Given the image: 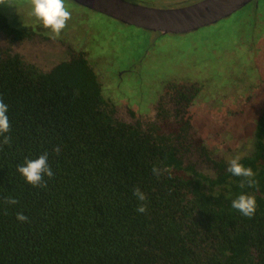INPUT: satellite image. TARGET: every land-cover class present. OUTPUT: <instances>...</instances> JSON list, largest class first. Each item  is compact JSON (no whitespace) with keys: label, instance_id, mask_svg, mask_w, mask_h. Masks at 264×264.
I'll list each match as a JSON object with an SVG mask.
<instances>
[{"label":"trees","instance_id":"obj_1","mask_svg":"<svg viewBox=\"0 0 264 264\" xmlns=\"http://www.w3.org/2000/svg\"><path fill=\"white\" fill-rule=\"evenodd\" d=\"M0 30L18 32L1 13ZM101 85L83 52L43 70L0 47L11 125L10 144H0V264H264V111L252 152L239 157L255 173L254 186L242 188L246 178L229 163L182 144L187 119L121 120ZM198 149L211 175L194 167ZM45 151L54 176L33 187L17 165ZM153 166L168 171L157 177ZM136 187L147 196L144 213ZM240 194L255 197L251 218L232 208Z\"/></svg>","mask_w":264,"mask_h":264},{"label":"rangeland","instance_id":"obj_2","mask_svg":"<svg viewBox=\"0 0 264 264\" xmlns=\"http://www.w3.org/2000/svg\"><path fill=\"white\" fill-rule=\"evenodd\" d=\"M251 5L248 2L229 16L187 33L157 34L65 0L71 19L53 39L51 29L32 15L31 0H12L11 7L0 5V12L19 37L0 30V47L43 70L57 58L83 52L99 77L104 95L114 104L115 116L124 121L147 111L166 84L191 87L197 91L194 105L218 110L216 117L209 110H199L200 115L188 111L191 131L212 157L229 163L250 151L251 144L247 143L257 113L229 116L232 111L223 112L221 107L239 103L257 75L264 76V0H256L255 8ZM58 51L62 57L56 55ZM249 59L257 65V72ZM218 141L224 144H216ZM192 155L198 171L214 173L202 153Z\"/></svg>","mask_w":264,"mask_h":264},{"label":"clouds","instance_id":"obj_3","mask_svg":"<svg viewBox=\"0 0 264 264\" xmlns=\"http://www.w3.org/2000/svg\"><path fill=\"white\" fill-rule=\"evenodd\" d=\"M32 15L38 20L42 21L45 28L51 29V38L56 39L60 36L61 31L67 26L68 21L71 19V12L65 6V0H31ZM0 5L12 6V0H0ZM8 105L4 103L3 99H0V136L3 137L0 144L8 145L11 142V137L4 135L11 130L10 121L7 115ZM59 153L60 146L57 145L54 149ZM48 152L45 151L35 159H26L24 164L17 165V171L24 177L25 181L31 184L33 187H45L46 181L44 177L49 178L54 176L53 169L48 163ZM239 157L233 158L229 162L228 171L239 177L246 178L241 181L240 187L245 185L252 187L255 184L253 177L255 173L251 168L245 167L239 162ZM168 169H161L153 166V175L159 177L167 172ZM133 195L138 201L144 202L138 204L136 211L144 213L147 211V196L140 190L139 187L133 189ZM18 201L14 197H8L6 203L16 204ZM256 200L252 195L240 194L236 199L232 201V208L238 210L242 215L251 218L256 211ZM17 219L21 222L27 221L28 217L21 212L17 213Z\"/></svg>","mask_w":264,"mask_h":264},{"label":"water","instance_id":"obj_4","mask_svg":"<svg viewBox=\"0 0 264 264\" xmlns=\"http://www.w3.org/2000/svg\"><path fill=\"white\" fill-rule=\"evenodd\" d=\"M118 22L160 34H182L229 16L251 0H199L178 8H155L126 0H71Z\"/></svg>","mask_w":264,"mask_h":264},{"label":"flooded vegetation","instance_id":"obj_5","mask_svg":"<svg viewBox=\"0 0 264 264\" xmlns=\"http://www.w3.org/2000/svg\"><path fill=\"white\" fill-rule=\"evenodd\" d=\"M126 1H129V2L135 3V4H139V5H143V6H147V5H144L140 2H138L137 0H133V1L126 0ZM197 1H199V0H155V2H154L155 4H152V6L151 5H149V6L154 7V5H156V4L157 5H163V6L164 5H171V4H185L183 6H186V5L195 3ZM249 3H252L251 6L253 8H255L254 3H256V0H251ZM179 7H182V6H179ZM173 8H178V7H173ZM164 9H166V8H164ZM0 13L4 16V14L2 12H0ZM152 32L160 34L157 31H152ZM76 52L77 51H74L73 53H76ZM60 54L61 53L59 51L56 53L57 56L62 57L61 56L62 54L61 55ZM71 54H66L65 56L68 57ZM62 59H64V57H62L60 59L57 58L56 62H58ZM55 63H53V64H55ZM53 64H50V66ZM249 64L255 70V72H257L258 68H257V65L255 64V62L249 59ZM257 76H258V78L255 81V83L252 84V86L250 88H248L247 91L246 90L243 91L242 100H240L239 103H232L231 105H223L221 107V110L223 112H225V111L227 112L229 110L232 111L231 114L228 113L229 116L233 115V114L239 115V116H243V114L248 115V113H252L253 111H256V113H257L256 117L252 121V122H254V125H253L254 128L252 130L249 141L247 143V144H251L250 151L244 155H248L253 150L254 129H255L256 121L258 119V116L264 111V76H262L260 74H258ZM253 85H255V87H253ZM190 89H191V91L189 92L188 90H190ZM186 93H190V96L189 97H187V96L183 97V95ZM196 93H197V91H194L191 87H187L184 85H183V87H181V86L175 85V84H166V86L162 87L161 91L154 97V100L149 104L147 111L143 112L142 114L141 113L135 114L136 116L134 117V120H132V122H134L136 120L140 121V122H147V121L157 122L163 116H169L170 120H172V121H174V119H175L174 117H179V118L182 117L183 119L188 120V117H189L188 111L194 112V113L196 112L194 115H200L199 110H201V109L204 111L209 110L208 113L213 114L212 117H216L217 116L216 113L218 111L217 109L211 108L210 106H207L205 104H203L202 107L194 105L197 102V99H195ZM208 108H210V109H208ZM233 108H238V110H235ZM138 112H140V111H138ZM189 121L187 123H189ZM187 133H188V137L182 141V144H204L202 141L197 140V136L195 134L196 132L194 133L191 131V124L187 129ZM216 144H224V143L222 141H218V142H216ZM242 144H244V143H242ZM206 151H207V154L212 157V155L209 153L207 148H206ZM197 153H201V151L198 149ZM195 156L196 155H194V157ZM202 157H204V155H202ZM213 158H215L217 160L221 159V157H219V156L217 157L215 155H213Z\"/></svg>","mask_w":264,"mask_h":264}]
</instances>
